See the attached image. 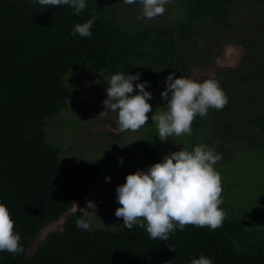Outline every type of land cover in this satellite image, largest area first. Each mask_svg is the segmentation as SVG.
<instances>
[{
	"label": "trees",
	"instance_id": "1",
	"mask_svg": "<svg viewBox=\"0 0 264 264\" xmlns=\"http://www.w3.org/2000/svg\"><path fill=\"white\" fill-rule=\"evenodd\" d=\"M86 5L77 15L68 5L45 8L33 0H0V202L9 209L25 249L15 256L0 252V264H191L201 254L213 264H264V212L255 208H264V201L254 197L247 205L244 178L238 177L243 170L228 174L225 163L216 170L222 177L220 207L227 215L216 230L188 225L167 240H154L138 225L131 230L123 225L77 228L82 215L77 212L26 254L42 227L107 174L100 158L61 162V144L51 141L45 130L47 120L67 108L66 75L83 66L104 69L109 77L139 73L134 83L147 81L150 91H163L170 72L186 77L192 64H204L209 29L231 30L249 47L244 41L249 34L242 30L237 36L241 28L231 21L236 12L264 5V0H174L175 14L158 24L137 19L138 3L86 0ZM93 15L90 36L70 35L75 24ZM245 80L236 95H228L222 110L212 115L209 109L207 116L196 117L188 137L190 151L205 127H215L223 121L221 115L236 113L259 132L258 141L245 148L264 161V75L249 74ZM163 109L160 102L155 111ZM157 130L155 124L142 141L146 168L158 161L150 149ZM257 190L253 187L250 195Z\"/></svg>",
	"mask_w": 264,
	"mask_h": 264
},
{
	"label": "clouds",
	"instance_id": "2",
	"mask_svg": "<svg viewBox=\"0 0 264 264\" xmlns=\"http://www.w3.org/2000/svg\"><path fill=\"white\" fill-rule=\"evenodd\" d=\"M125 4H139L137 19H154L165 13L169 0H123ZM40 6L59 7L68 5L78 15L86 8V0H33ZM96 17L73 26L70 35L88 37ZM201 47L203 44L201 43ZM243 55V47L227 44L222 57L215 63L222 68L235 67ZM139 73L117 72L107 81L105 108L117 113L116 131H139L148 122L152 106L148 103L152 93L146 90L147 81L134 85ZM160 96L166 100V108L153 112L151 120L158 129L162 142L168 138L192 134V124L197 116L205 117L209 109L222 110L228 103L227 93L220 86L215 73L199 80L197 77L174 76L165 78V89ZM222 154L204 143L197 144L191 151L181 148L170 152L147 170H136L125 177V182L116 187L119 207L115 216L122 218L123 226L131 230L134 225L144 228L150 238L167 240L170 233L186 226L221 227L227 215L220 206L222 199V177L215 165ZM122 162V161H121ZM110 180V177H106ZM90 209L96 205L86 202V208H79L74 202L69 214L81 212L75 224L77 228L92 231ZM102 223V222H101ZM21 235L15 231V222L7 206L0 202V252L18 255L25 251L20 243ZM170 250H174L169 247ZM191 264H213L211 258L201 254Z\"/></svg>",
	"mask_w": 264,
	"mask_h": 264
},
{
	"label": "rangeland",
	"instance_id": "3",
	"mask_svg": "<svg viewBox=\"0 0 264 264\" xmlns=\"http://www.w3.org/2000/svg\"><path fill=\"white\" fill-rule=\"evenodd\" d=\"M173 1L169 0V3L165 5L166 11L163 15L154 19H141L143 24H158L166 18L167 14L174 15L175 12L171 8ZM231 22H237L238 27L241 28V31L237 32V36L242 30L249 34L247 35L248 39L244 36V41L251 47L245 46L231 30L226 32L219 26L209 29V34L203 41L206 45L205 49L210 50L206 54L207 59L203 65L192 64L186 74V77H197L199 80H203L214 72L227 96L236 95L238 87L245 84L247 75H264V5H255L250 9L236 12ZM227 44L242 46L243 55L238 59L235 67L222 68L215 63V60L216 57L223 56L224 47ZM109 79L105 70L99 67L83 66L77 68L75 72L68 73L66 82L68 83L69 97L65 101L67 108L59 115L47 120L45 127L50 140L61 144L59 154L61 162L78 163L100 158L105 164L107 174L101 183L92 188L89 187L90 189L75 201L79 208H86L88 201L95 203L96 212L95 209L89 210L92 216L90 221L92 228H112L123 225L122 218L115 216V209L120 206L116 200L115 189L125 182L127 174L138 169L147 170L142 165V141L146 139L150 128L155 126V122L151 120L153 112L160 102L164 108L167 103L161 98L160 89V91H150L151 87H146V90L152 93V99L148 103L151 104L153 110L147 114L149 117L147 124L139 131L118 133L116 131L118 127L117 113L111 112L103 104L107 98L106 89ZM248 105L250 106V103ZM210 110L212 115L216 114L215 109ZM221 116L223 121L217 120V127L207 126L203 129L197 144L204 143L222 154L223 158L215 165L216 169L218 168L216 166L225 163L223 166H226L228 174L233 170H243L242 176L238 175V177L244 178V190L247 192L246 197L248 196L245 198L247 205L253 202L254 197L259 202H263L264 191L261 192L260 186L264 184V161L254 156V152L245 148L258 141L259 132L256 128L249 126L236 113ZM71 118L75 121H69ZM223 127L227 128L223 130ZM157 135L158 130L150 145V149L158 159L157 162L170 152L178 151L181 148L190 151L189 135L170 137L166 142H162ZM254 175L256 176L253 177ZM106 177H110V180H106ZM253 187L258 190L250 195ZM254 204L255 202L251 208ZM71 207L57 220L38 231L27 249V255L33 253L44 242L48 233L62 229ZM255 208L264 212V208L260 205Z\"/></svg>",
	"mask_w": 264,
	"mask_h": 264
}]
</instances>
